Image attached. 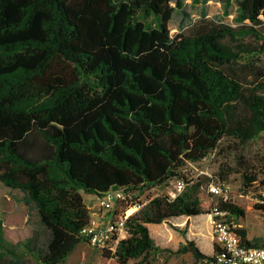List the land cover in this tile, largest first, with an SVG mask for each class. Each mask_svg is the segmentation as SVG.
Returning <instances> with one entry per match:
<instances>
[{
    "label": "trees",
    "instance_id": "16d2710c",
    "mask_svg": "<svg viewBox=\"0 0 264 264\" xmlns=\"http://www.w3.org/2000/svg\"><path fill=\"white\" fill-rule=\"evenodd\" d=\"M173 1L0 0V182L21 190L29 209L15 216L0 201V264H24L23 253L66 263L88 243L87 197L109 191L127 196L122 213L139 210L102 264H144L160 250L149 224L217 207L211 184L183 171L227 137L247 145L264 133V0H238L236 26L204 15L175 36L170 22L185 10ZM258 174L264 163L245 170V191ZM175 179L185 188L174 198L137 199ZM259 203L264 209V195ZM218 208L230 224L245 215L222 197ZM34 214L45 240L9 243L5 228ZM235 231L245 246L264 247ZM223 252L215 242L207 256L191 241L177 253L210 264Z\"/></svg>",
    "mask_w": 264,
    "mask_h": 264
},
{
    "label": "rangeland",
    "instance_id": "374dc122",
    "mask_svg": "<svg viewBox=\"0 0 264 264\" xmlns=\"http://www.w3.org/2000/svg\"><path fill=\"white\" fill-rule=\"evenodd\" d=\"M183 1L185 13L183 14L181 11L176 10L170 22V30L173 36L180 32H188V29L204 15L217 22H224L234 26L239 24L236 20L239 14L238 0ZM172 5L176 6L175 0ZM263 163L264 133L247 145H241L235 139L227 137L221 141L219 148L206 159L198 163H188L183 171V174L190 178H203L206 190L210 184L212 186L224 182L231 192L229 201L245 211L243 217L237 218L236 229L246 231L249 241L259 240L262 245H264V209L259 208L258 205H260V196L264 195V187L261 184L264 176L258 174L259 179L256 185L247 192L244 189L243 174L247 169L259 172ZM213 181L214 183H211ZM176 182V179L171 180L164 186L140 193L137 195V199L145 205L159 196L174 198L176 194L181 193L176 191ZM4 198L11 201L9 213L19 217L29 214L28 206L24 202V193L21 190L10 189L0 182L1 203ZM220 200L221 197L214 198V207H218ZM87 205L94 216H98L97 214L100 211L98 197H87ZM118 207L121 213L125 209L123 204ZM211 209L213 208L207 209V213L200 216H181L172 218L162 224L148 225L151 235L160 250L145 261L144 264H204L203 262H197L191 253L178 254L177 252L181 247L192 241L205 255L210 257L214 255L213 244H215V240L210 217ZM138 210V207L130 208L129 215H133ZM9 225L7 223V226ZM22 228L27 229L28 232L25 234L23 230L20 231ZM5 233L8 234V242L11 244L18 243L20 241L19 238L22 236L27 237L38 233L43 239L46 234L36 214L32 216L31 221L27 225L20 226L19 229L17 227L5 228ZM124 236L129 235L124 233ZM121 238L122 235L120 236ZM21 258L24 264H38V261L31 254L23 253ZM6 262L10 263L9 257ZM102 262L101 251L93 248L87 242H83L64 264H102ZM136 262L132 261L129 264H136Z\"/></svg>",
    "mask_w": 264,
    "mask_h": 264
},
{
    "label": "built area",
    "instance_id": "2783aa9c",
    "mask_svg": "<svg viewBox=\"0 0 264 264\" xmlns=\"http://www.w3.org/2000/svg\"><path fill=\"white\" fill-rule=\"evenodd\" d=\"M184 188V181L178 180L176 191L182 192ZM210 191L216 196L224 198L225 201H228L231 195L229 187L222 184L221 186L212 185ZM126 198L127 196L122 191H109L98 198L100 209L98 216L91 213L90 223L82 231L90 246L101 252L104 250L115 252L120 242V236L127 233L126 222L130 217L129 209L119 215L116 213L118 206L122 201H126ZM107 214L109 215L107 216ZM210 217L214 240L224 251L216 256V259L210 264H264V247L245 246L241 236L235 231L236 225L228 222L224 212L215 207L212 209Z\"/></svg>",
    "mask_w": 264,
    "mask_h": 264
},
{
    "label": "crops",
    "instance_id": "0c3cea01",
    "mask_svg": "<svg viewBox=\"0 0 264 264\" xmlns=\"http://www.w3.org/2000/svg\"><path fill=\"white\" fill-rule=\"evenodd\" d=\"M150 225V224H149ZM128 236H124V234H122V238L120 239V240H122V239H124V238H127ZM213 250H214V244H213Z\"/></svg>",
    "mask_w": 264,
    "mask_h": 264
}]
</instances>
